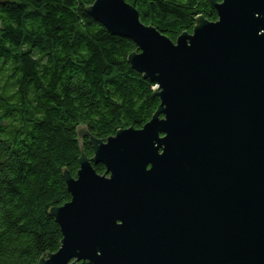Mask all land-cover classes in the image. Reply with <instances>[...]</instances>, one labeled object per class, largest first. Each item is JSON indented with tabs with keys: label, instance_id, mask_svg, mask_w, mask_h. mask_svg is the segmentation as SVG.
<instances>
[{
	"label": "water",
	"instance_id": "water-1",
	"mask_svg": "<svg viewBox=\"0 0 264 264\" xmlns=\"http://www.w3.org/2000/svg\"><path fill=\"white\" fill-rule=\"evenodd\" d=\"M212 3L218 19L176 41L127 0L88 6L137 44L128 62L160 105L106 140L78 129L94 156L64 170L61 247L39 264H264V0Z\"/></svg>",
	"mask_w": 264,
	"mask_h": 264
},
{
	"label": "trees",
	"instance_id": "trees-1",
	"mask_svg": "<svg viewBox=\"0 0 264 264\" xmlns=\"http://www.w3.org/2000/svg\"><path fill=\"white\" fill-rule=\"evenodd\" d=\"M94 1L0 0V264L60 249L50 210L71 200L64 170L77 176L82 147L94 156L80 127L106 140L160 105L157 83L128 62L137 44L91 16ZM127 1L174 41L199 15L218 19L212 0Z\"/></svg>",
	"mask_w": 264,
	"mask_h": 264
}]
</instances>
